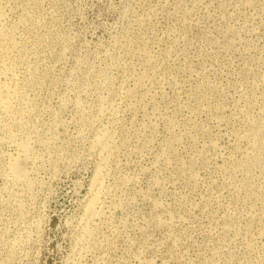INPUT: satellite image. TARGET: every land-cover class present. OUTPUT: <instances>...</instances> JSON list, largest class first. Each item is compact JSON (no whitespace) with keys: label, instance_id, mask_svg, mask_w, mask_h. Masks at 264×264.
Returning a JSON list of instances; mask_svg holds the SVG:
<instances>
[{"label":"rangeland","instance_id":"1","mask_svg":"<svg viewBox=\"0 0 264 264\" xmlns=\"http://www.w3.org/2000/svg\"><path fill=\"white\" fill-rule=\"evenodd\" d=\"M0 97V264H264V0H0Z\"/></svg>","mask_w":264,"mask_h":264},{"label":"bare ground","instance_id":"2","mask_svg":"<svg viewBox=\"0 0 264 264\" xmlns=\"http://www.w3.org/2000/svg\"><path fill=\"white\" fill-rule=\"evenodd\" d=\"M16 42V41H15ZM11 90V89H10ZM8 91V90H7ZM1 98V97H0ZM2 103V102H1ZM11 103V102H10ZM0 106H1V104H0ZM6 106V105H5ZM9 110V109H8ZM105 140V139H104ZM102 145V144H101ZM106 145V144H105ZM107 146V145H106ZM20 155V154H19ZM15 159V158H14ZM15 161H18L17 159H15ZM15 161H13L12 163H11V165H10V170L12 171V174H20V173H18V167H17V162H15ZM17 178V177H16ZM97 179V178H96ZM21 180V179H20ZM97 183V182H96ZM95 188V187H94ZM96 191V190H95ZM98 192V191H97ZM96 194H98V193H95L94 194V197H93V200L92 201H90L91 203L89 204V206L87 207L88 208V210H87V208H86V213L89 211V213L90 214H92L91 216H93L94 217V215H95V213H96V211L94 210V207H96L95 206V203H96V200H97V196H96ZM92 199V198H91ZM99 200V199H98ZM97 204V203H96ZM96 209V208H95ZM100 210V209H99ZM95 211V213L93 214V212ZM96 215H97V213H96ZM91 218V217H90Z\"/></svg>","mask_w":264,"mask_h":264}]
</instances>
